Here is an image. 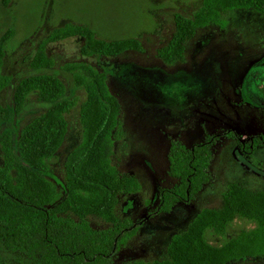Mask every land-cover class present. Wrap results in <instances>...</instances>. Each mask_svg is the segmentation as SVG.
Instances as JSON below:
<instances>
[{
  "label": "rangeland",
  "instance_id": "obj_1",
  "mask_svg": "<svg viewBox=\"0 0 264 264\" xmlns=\"http://www.w3.org/2000/svg\"><path fill=\"white\" fill-rule=\"evenodd\" d=\"M203 0H11L0 15V36L14 30L6 48L2 72L11 76L9 88L0 94L4 106L12 108L14 85L23 77L38 73L30 63L39 44L56 28L80 24L105 40L134 38L142 52L126 51L119 56L92 54L84 57L85 37L50 42L48 55L57 75L67 86V98L79 104L66 116L68 131L53 158L48 160L49 178L62 186L69 154L82 142L80 104L85 93L64 67L84 63L107 76L106 88L121 105L120 122L125 136L113 138L112 165L135 176L141 189L118 197L114 213L119 218L140 222L138 233L122 247L114 264L162 260L174 236L183 233L198 214L222 206L228 185L240 182L252 190L264 187V172L239 154L233 141L215 150L210 167L212 183L196 198L177 204L170 213L150 217L158 207L160 189L176 183L168 175L171 141L187 146L202 143L207 136L234 130L243 140L264 132V16L253 9H234L223 20L225 26L210 24L189 42L182 62L166 65L157 57L175 31V14L192 17ZM38 94L30 95L23 112L0 125V138L11 132L17 140L21 129L47 109ZM256 158L264 162V148ZM3 151L0 146V164ZM99 229L108 225L91 216ZM252 222L236 219L224 235L207 231L213 245H221ZM264 263V258H246L236 264Z\"/></svg>",
  "mask_w": 264,
  "mask_h": 264
},
{
  "label": "trees",
  "instance_id": "obj_2",
  "mask_svg": "<svg viewBox=\"0 0 264 264\" xmlns=\"http://www.w3.org/2000/svg\"><path fill=\"white\" fill-rule=\"evenodd\" d=\"M11 0H0V15ZM234 9H253L264 16V0H203L190 18L175 14V31L157 57L166 65L182 62L189 42L210 24L225 26L223 17ZM85 37L81 54L113 57L126 51L142 52L139 40H105L86 26L67 24L56 28L43 40L30 63L38 73L21 78L13 88L12 108L0 99V125L20 115L30 99L49 105L25 125L15 140L8 132L0 138V264H114L123 246L140 229V222L115 215L118 197L136 194L138 179L112 165L113 138L125 136L120 122L121 105L106 88L105 72L84 63L68 64L75 85L85 93L80 104L82 142L69 154L61 187L49 178L48 160L58 152L68 131L66 116L80 103L67 98V86L48 72L55 62L48 55L50 42ZM14 37L7 29L0 36V94L12 84L2 72L6 48ZM233 141L241 157L264 172V162L256 158L264 148V132L243 140L234 130L207 136L202 143L187 146L172 140L168 152V175L176 183L159 191L158 207L150 217L170 213L179 203L188 204L212 183L210 167L215 150ZM218 209H204L181 234L173 237L162 260L134 261L132 264H236L246 258H264V187L252 190L237 182L228 185ZM96 216L107 227H93ZM255 226L221 245L211 244L207 231L224 235L236 220ZM264 264V263H255Z\"/></svg>",
  "mask_w": 264,
  "mask_h": 264
}]
</instances>
